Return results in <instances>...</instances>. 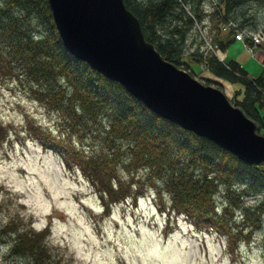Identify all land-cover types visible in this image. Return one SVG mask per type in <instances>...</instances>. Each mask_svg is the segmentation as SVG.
<instances>
[{"label": "trees", "instance_id": "obj_1", "mask_svg": "<svg viewBox=\"0 0 264 264\" xmlns=\"http://www.w3.org/2000/svg\"><path fill=\"white\" fill-rule=\"evenodd\" d=\"M122 1L137 18L144 39L188 73L187 69L195 71L183 57L189 33L194 30L201 41L203 33L208 35L210 50L191 54L192 61L212 75L239 83L241 97L231 101L264 133V44L252 37L264 25L257 16L264 0H214L208 26L202 22L203 0ZM221 26L226 27L224 32ZM238 33L243 45L252 50L258 45L263 51L262 69L255 76L235 60L219 59L213 52L223 51ZM0 71L24 78L27 92L65 123L66 135L95 139L83 152L67 141L64 145L38 136L76 166L101 198L105 195L104 205L140 193L142 181L135 172L141 168L146 179L158 181L157 192L167 193L166 211L180 212L196 226L224 235L229 253L259 223L264 209V161L246 163L158 116L118 82L72 56L59 41L47 0H0ZM96 121L99 124L93 125ZM218 188L221 197L214 199ZM256 191L263 192L260 200L252 206L242 203L243 195ZM238 208L242 221L238 228L243 232L232 223L231 212ZM8 250L27 255V264H49L43 243L30 230L16 232Z\"/></svg>", "mask_w": 264, "mask_h": 264}, {"label": "rangeland", "instance_id": "obj_2", "mask_svg": "<svg viewBox=\"0 0 264 264\" xmlns=\"http://www.w3.org/2000/svg\"><path fill=\"white\" fill-rule=\"evenodd\" d=\"M213 2L203 0L201 4L202 22L207 26ZM257 16L264 20V2ZM194 26L198 28L199 23ZM225 30L221 26V32ZM234 38L221 51L224 55L218 54V49H213L214 54L219 59H233L249 75H257L262 69V49L255 45L248 53L242 37ZM209 40L205 33L202 41L194 30L189 33L183 56L195 70L187 69L189 74L219 88L230 100L240 98L239 83L216 77L192 61L195 56L191 54L210 50ZM27 86L24 78L0 71V264H27V255L8 250L16 232L22 230L32 231L43 243L49 264H264V209L259 223L245 239H238L234 252L229 253L224 235L197 227L180 214L165 212L167 193L157 192L158 181L154 184L151 178L146 179L141 168L135 172V178L142 181L140 196L128 195L104 205L105 195L101 193V198L79 169L43 146L38 136L64 145L67 141L83 152L95 139L66 135L59 115L29 94ZM262 195L261 191L243 195L242 203L252 206ZM220 197L218 188L214 199ZM219 210L220 204L215 211ZM231 216L239 230L240 209L233 210Z\"/></svg>", "mask_w": 264, "mask_h": 264}, {"label": "water", "instance_id": "obj_3", "mask_svg": "<svg viewBox=\"0 0 264 264\" xmlns=\"http://www.w3.org/2000/svg\"><path fill=\"white\" fill-rule=\"evenodd\" d=\"M47 4L59 41L72 56L118 82L158 116L246 163L264 161V133L219 88L163 58L122 0Z\"/></svg>", "mask_w": 264, "mask_h": 264}, {"label": "bare ground", "instance_id": "obj_4", "mask_svg": "<svg viewBox=\"0 0 264 264\" xmlns=\"http://www.w3.org/2000/svg\"><path fill=\"white\" fill-rule=\"evenodd\" d=\"M122 2H123V1H122ZM218 54L222 55V52H221V51H218ZM220 55H219V56H220ZM220 57H221V56H220Z\"/></svg>", "mask_w": 264, "mask_h": 264}, {"label": "built area", "instance_id": "obj_5", "mask_svg": "<svg viewBox=\"0 0 264 264\" xmlns=\"http://www.w3.org/2000/svg\"><path fill=\"white\" fill-rule=\"evenodd\" d=\"M247 50H250V48L248 47Z\"/></svg>", "mask_w": 264, "mask_h": 264}]
</instances>
